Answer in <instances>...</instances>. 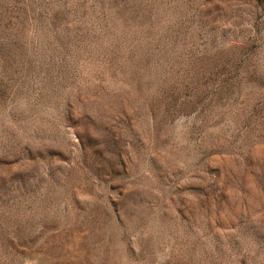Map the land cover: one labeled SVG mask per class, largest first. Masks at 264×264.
Returning <instances> with one entry per match:
<instances>
[{
	"label": "rangeland",
	"instance_id": "obj_1",
	"mask_svg": "<svg viewBox=\"0 0 264 264\" xmlns=\"http://www.w3.org/2000/svg\"><path fill=\"white\" fill-rule=\"evenodd\" d=\"M0 264H264V0H0Z\"/></svg>",
	"mask_w": 264,
	"mask_h": 264
}]
</instances>
